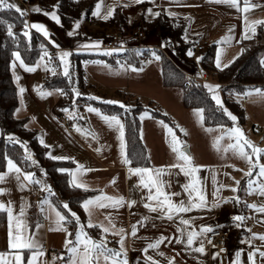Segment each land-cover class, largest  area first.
I'll return each mask as SVG.
<instances>
[{"label": "crops", "instance_id": "obj_1", "mask_svg": "<svg viewBox=\"0 0 264 264\" xmlns=\"http://www.w3.org/2000/svg\"><path fill=\"white\" fill-rule=\"evenodd\" d=\"M5 2L15 4L23 10V5L18 0H5ZM98 3L100 4L99 14L93 15V12L97 11L96 5ZM239 3L242 9L244 0H239ZM251 3L259 5V7L252 8L248 13H244L226 3H217L216 0H143V2L139 4L135 3L134 0H95L91 14L87 17L86 14L83 13L80 17L76 18L69 27H63L58 11L56 14L60 18L59 24L52 20L50 16L44 14L45 12H52L53 10L51 8L44 9L39 5H30V17L26 22L28 25L32 23H41L45 25L49 33L47 37L36 29H30L41 33L55 46L58 45L57 51L70 50L73 51L72 54H94L87 51L97 49L99 44L98 46H94V42L99 41L101 34L106 30L117 29L116 26H107L108 22L114 17L117 9H119L125 17V26L132 29L137 24H143L147 28V25L157 17L156 15L149 14L148 9L151 8L153 13L159 12L160 15L164 14L185 22L186 38L189 41L195 42L201 38H208L210 40L209 46H214L216 50L214 58L215 66L217 51H221L222 66L219 68L216 66V68L223 70L241 56L244 51L259 45L264 46V24L256 25L255 34L251 32L248 33L250 38L246 39L243 35L245 31V15L249 22L257 19L264 20V0H251ZM36 7H38L40 11L32 10ZM110 8L114 9L113 14L107 19H104L103 17ZM169 12H173L176 15L170 16L168 14ZM77 21H79L78 28L76 27ZM70 32L73 34L69 35ZM222 37L229 39L224 41L221 39ZM218 41L219 43H217ZM150 44L149 48H154L156 46L155 44L158 43L153 40ZM143 45L144 47H148V44L146 45L143 43ZM261 59H264V49L261 53ZM39 60L35 65H28L35 68V71L32 72L21 67L19 61H16V67L14 69L11 67L19 99V106L15 111V117L17 119H27L26 127L36 132L39 142L41 138L43 139L44 144L42 145L48 146L46 147L48 149V154L50 153L51 156L69 157V159L59 161H70L73 163L71 171L76 173V180L78 182L88 185V190L94 191V195L91 197L99 196L101 191H103V193L108 196H123L125 201H136L131 207L125 203L119 208L111 206L94 208L92 221L100 230V233H98L99 238H96L98 237L97 234L90 236L92 239L94 237L95 239L101 240L102 237H105L107 241L108 238L106 236H108L113 240V243L107 241V246L110 248L113 246L117 250L119 249V236L113 235L112 232L102 233V229L99 227L101 223L108 226V220L105 219V217H109L115 224L117 230L120 228L125 230L124 246L127 249L129 264H150V262L146 260V255L152 256L154 260L159 261V264H168V260L171 258H174V264H219L217 255L218 250L216 247L213 246L203 253L194 250L196 247H199L201 242L205 244V236L209 232L197 237L193 245L188 246L186 243L177 242L178 238L186 240L187 237L186 231L183 233L177 231L178 227L187 229V231L193 229L199 231L201 226L204 225L210 226L212 230L231 226L234 233L230 243L229 264H232L236 259L235 254L237 251H241L240 259L242 264H248L247 254L250 250L253 248L264 250V240L259 238L261 234H264V213L256 212L255 209L250 210V208L245 206L244 202L241 201L240 205L242 208H245V220L243 222L233 220L234 216L241 214L237 209L238 203L232 199V197L229 199L227 198V202L224 196V187H220V185H225L224 179L227 173L223 168L222 173L217 171L219 177L216 185L213 182L211 168L207 165L202 166L197 173L200 186L207 198L209 207L175 214L172 220H168L166 217L160 218L161 214L159 211L151 212L145 208L144 204L148 202V189H145L139 183V176L129 175V166L122 162L118 131L114 127H109L108 124L101 119L100 115L88 111V107L82 111L83 118L71 117L67 111L58 112L57 107H59L58 105L62 102L63 97L59 96L56 89H49L45 86V79L51 73V67H49V62H47V67L45 68L44 65L39 63ZM97 60L106 62L103 59L90 61ZM90 61H85L83 63L85 80V63ZM144 62L145 59L142 63ZM108 65L115 66L109 63ZM223 65L227 66L224 67ZM125 66V63H118L115 67L123 68ZM183 69L187 71V74H189L191 78L196 77L199 80L201 75L200 72L197 73L187 67H183ZM15 77H19V79L17 80ZM102 81L103 79L99 78L97 82ZM203 83L205 85H219L211 79H207ZM90 85L96 87L94 84ZM21 87L24 88L23 93L19 91ZM254 88L264 89V87H252L246 89L244 92ZM54 90L55 92H53ZM215 91L219 95L222 106L224 107V97H222L221 94L222 87L220 86L219 89ZM41 92L50 93V95L41 96ZM116 92L120 94V91L116 90ZM211 95H213V93H211ZM233 96L236 101L245 108L246 112L249 111L253 103H256V105L261 108V105H264V98L256 95H253L251 98L244 95L238 97L236 93ZM57 114H66L70 116L71 121L67 124L59 123L55 121L53 117ZM120 119L124 124L123 119L121 117ZM148 121L147 119L144 122L141 120L140 129L141 140L150 157V166L148 168H164L162 175V179L166 181L164 190L169 193H180L178 196L171 197L174 202L178 203L181 200L187 202L188 193L184 191L182 186L188 183L191 178L186 177L179 168L168 167L170 164L153 162L149 143L151 140L149 141L150 137L147 132L148 127L145 124V122ZM150 121H153L151 122V127H154L159 120L152 117ZM237 124L238 123L235 122V125ZM77 128H80L81 131H77ZM1 135L2 131L0 128V137ZM78 164L83 165V169L77 172ZM131 167L133 166L131 165ZM6 171L7 168L4 172ZM24 172L25 171L21 169L20 180L16 179V173H9L4 181L0 182V188L6 190L3 194H0V202L6 205L9 201L11 202L14 216L23 221L22 227L24 230L22 235L33 239L39 246L38 249L19 250L22 251L23 264H28V259L31 257L32 251L36 250L43 252L42 256L37 257L36 264H66L70 254L65 247V239H69L67 233L70 232V229L65 223L64 226L67 228V232L55 230L57 228L55 213L52 211L49 204L41 203V201L45 200L46 195L42 183L35 184L25 181L23 179ZM31 172L36 174L38 178L40 176V181L43 182L41 172H37L34 168ZM38 178L35 177L37 180ZM70 178L72 180L73 176L70 175ZM113 180H115L114 184L111 183ZM217 188L220 189L219 195L213 196V192H215ZM245 188L246 179L243 178L240 180L238 190V196L240 198L243 196V200L246 197ZM153 191L155 190L153 189ZM214 201L217 203L215 207H212ZM253 203L258 206L264 204V196H260L259 194L257 196L255 195V202ZM253 203L251 202V204ZM22 205L24 206V215L21 217L19 213ZM51 205L54 206L52 202ZM32 209L35 210L39 219V222L35 225L31 224L29 217V211ZM145 216L148 217L146 221L143 220ZM86 217L88 226L87 213ZM181 218L190 220L191 223L189 225H182ZM238 223L241 225L240 227H237ZM37 224L40 225L39 228L36 227ZM132 225H135L137 229L135 236L131 235ZM15 231L14 220L13 234H15ZM8 233L9 224L7 216V223L0 226V254H3V260L8 261L9 264H15L14 254L18 250L9 247ZM253 233L257 235L253 237ZM161 237H165L166 239L163 240L158 248L148 249L147 254L142 251L149 243ZM249 239L251 240V244L247 243ZM44 245L48 246V250L43 249ZM160 252H163L164 255L160 256ZM57 254H59V256H57ZM100 264H104L102 258ZM256 264H262L258 253L256 256Z\"/></svg>", "mask_w": 264, "mask_h": 264}, {"label": "trees", "instance_id": "obj_2", "mask_svg": "<svg viewBox=\"0 0 264 264\" xmlns=\"http://www.w3.org/2000/svg\"><path fill=\"white\" fill-rule=\"evenodd\" d=\"M30 5H39L44 9H50L54 5L57 7L63 27H69L71 23L83 13L88 17L94 7L95 0H28ZM23 15L24 11L22 10ZM21 12L15 8H0V128L2 135L0 137V172L6 170V159L8 157L25 172L33 170L32 162L26 159L25 148L29 147L44 168L47 179L58 191L59 196H52L51 202L66 216L69 221L65 222L72 234L70 240L75 242V233L78 225L71 218L67 209L63 208L62 199L65 200L72 211L80 217L81 223L86 227L89 236L98 235L99 229L87 226V217L81 207V202L94 195V191L72 186L69 172H60L58 169L65 168L71 170L73 163L70 161H59L51 159L48 155V149L42 145L35 131L26 127L27 119H17L15 111L19 106L17 88L12 75L13 52H19L24 63L35 65L44 52L50 53L49 64L52 72L45 79V86L49 89L62 90L63 100L60 103L62 107H76L83 111L86 107H93L106 115H118L124 121L126 152L128 158L132 161L133 167H149L150 157L148 151L141 140L140 116L144 110L149 109L153 118L163 121H169V118L154 107L152 102L146 107L139 99H128L125 101V107L118 104L105 103L103 100L90 99L92 90L96 89L93 85L86 83L83 63L85 61L103 59L109 64L115 65L125 63L140 67L142 61L146 59L152 50L160 59L161 82L165 88L178 89L182 94V105L185 109L194 110L204 109V125L207 127L232 126L233 121L224 113L226 108L238 119L236 123H246V110L234 98V94L242 93L248 88L264 87V65L260 63L263 45L256 46L250 50L244 51L234 62L223 70L217 69L214 64L215 47L209 46L205 51L196 53L194 50L195 42L186 38V24L167 15H158L146 28V38L143 43L148 47L132 48L123 54H90L73 53L72 67L69 70V76L61 72V61L58 56V47L41 33L32 29L25 28L27 23ZM28 24V23H27ZM12 26L13 35L8 34V27ZM126 20L122 12L117 9L114 17L108 22L107 26H116V30L129 32ZM29 31L30 36L23 35ZM155 40L160 49L149 48L150 42ZM176 42V44H175ZM61 45V44H60ZM156 45V44H155ZM163 49V50H162ZM170 49L175 61L164 52ZM188 50L192 51L189 56ZM197 57L200 59L197 60ZM182 64H181V63ZM187 67L192 71L198 68L208 74V79L215 81L224 91V107L217 105L212 99V95L205 87V84L196 77L189 78ZM189 83V86L187 85ZM75 88L80 95L73 92ZM229 94L230 97L227 96ZM9 136H16L20 143L15 140H9ZM31 224L39 222L35 210L29 211ZM7 223L6 211H0V226ZM99 238V235L98 237ZM113 243V240H108ZM111 248H115L111 246ZM116 249V248H115Z\"/></svg>", "mask_w": 264, "mask_h": 264}, {"label": "snow or ice", "instance_id": "obj_3", "mask_svg": "<svg viewBox=\"0 0 264 264\" xmlns=\"http://www.w3.org/2000/svg\"><path fill=\"white\" fill-rule=\"evenodd\" d=\"M135 3L139 4L142 3L143 0H134ZM217 3H226L230 5L231 7L236 8L237 10L243 11L244 13H248L250 9L259 7V5L251 3V0H244L243 8L241 9L239 0H216ZM127 6V5H125ZM0 7L3 8H15L18 12H21L23 15L22 10L15 4H9L6 3L5 0H0ZM57 7L56 5L53 6L55 9ZM97 11L93 12V15H98L99 14V8L100 4L98 3L96 5ZM33 11H40L38 7L33 8ZM112 8H110L107 12V14L103 17L104 19H107L109 16L113 14ZM149 14L152 15H160L159 12L153 13V10L151 8L148 9ZM47 16H50L52 20H54L56 23H60V18L56 14L55 10L52 12H45L44 13ZM170 16L176 15L173 12L168 13ZM245 31H244V38H250L248 36V33L251 32L255 34L256 32V25L264 24V20L257 19L253 21H248L247 16L245 15ZM32 28L36 29L37 31L43 33L45 37L49 35L48 30L46 29L45 25L41 23H32L31 25H28L27 23L25 24V28ZM76 27H79V21L76 22ZM8 34L11 36L13 35L12 33V26L9 25L8 27ZM73 33L70 32L69 35H72ZM24 36L28 37L30 36L29 31H25L23 33ZM224 41H227L229 38L222 37L221 38ZM219 43V41L217 42ZM99 41L94 42V46H98ZM57 47H59L57 45ZM189 56L192 55V51L188 50L187 53ZM14 57V61L12 63L13 69L16 67V61H19V64L21 67L25 68L27 71L32 72L35 71L34 67L28 66L24 63L23 59L20 56L19 52H13L12 53ZM47 55V53H45ZM71 55V52L69 51H61L59 53L60 59L64 64V75L69 76V61L68 57ZM155 58L157 60L160 59L158 55L153 53ZM200 58L197 57V60ZM262 65H264V59L260 61ZM216 66L219 68L221 67V51H217V56H216ZM226 67L227 65H223ZM131 67V66H129ZM135 71H142V69H133ZM17 80L19 77H15ZM205 87L209 90L210 93H213L212 99L216 101L217 105L222 107V101L219 97V95L216 93V89H219V85H210L206 84ZM20 93L24 92V88L19 89ZM60 91L61 94L63 95L64 93L62 90H57ZM73 92L77 96L80 95V93L73 88ZM41 96L45 95H50V93H45L41 92ZM240 95L248 96L251 98L253 95L259 96L261 98H264V89L261 88H254L251 89L247 92L244 93H237V96L239 97ZM90 99H100L99 97H90ZM21 103L23 104V101L21 100ZM105 103L109 104H115L119 103L118 101H105ZM121 107H125L124 105H121ZM125 110L127 111V107H125ZM19 111V110H17ZM67 111V109H65ZM88 111L90 112H95L98 115H100L101 119L108 124L109 127H114L118 133H119V140H120V151H121V157H122V162L125 165H128V173L129 175H137L140 177L139 183L145 188L148 189V195H147V201L144 204V207L147 208L151 212H157L159 211L161 214V217H166L168 220H172L173 216L178 213H186L189 211H192L193 209H201V208H207L209 207L207 203V198L203 192L202 187L200 186V180L197 176V173L199 169L202 167L201 165H196L193 163V158L187 154L185 151H183L181 142L178 140L176 137L175 133L173 132L172 128H169L167 125H164L166 128L168 134L171 136V141H170V147L172 148V151L176 153L177 156V161L178 163L169 165L168 167L170 168H179L181 172L184 173L186 177H190L191 179L189 180L188 183L184 184L182 187L185 192L188 193V198L187 202L184 200L177 202H174L171 197L173 196H178L180 193H169L165 191V184L166 181L162 179V175L164 172V168H148V167H131L132 161L128 158L127 152H126V141H125V125L121 121L120 117L118 115H105L100 113V110L97 108H93L91 106L88 107ZM224 113L230 118L231 121H233V126L229 129H227L226 132L223 133V135L228 136L230 142L227 147L224 149L225 151H228L231 149L237 156L240 158L244 159L247 164H248V169L244 173L245 176L248 177L247 180V187L245 188V191L248 194L252 193H258L260 196H264V163H261V156L264 154V147H259L255 145L251 140L246 138L244 131L235 125V122L237 121V117L233 115L230 111H228L226 108L223 109ZM195 115L198 118V121L203 123L204 121V109L202 108H197L194 110ZM149 114L147 112L141 114V119H143L145 116H148ZM163 124V122L161 121ZM219 127L223 128V125H220ZM77 131H81L80 128L76 129ZM208 131H211V129H208ZM223 135L219 136L216 138L214 141V146L219 145L220 141L223 139ZM95 138V137H94ZM14 138L9 136V140H13ZM16 143H20L19 140H15ZM41 144H44L43 139L41 138L40 140ZM45 147H48L45 145ZM25 152L27 153L26 159L32 160V163L35 164L36 161L32 159V154L28 152L27 148H25ZM51 159L54 160H65L69 159V157L66 156H51V154H48ZM255 157V159H254ZM6 159V167L7 171L6 172H0V182L4 181L5 177L9 173H16V179L20 180V173L21 169L20 167L16 164L15 161L12 159L5 157ZM83 169V165H77V172ZM254 169H258V171L255 173L256 178L253 179V172ZM60 172H69L70 175L73 176V179L69 181V183L76 187V188H81L84 189L85 191L88 190V185L84 183H80L76 180V173L65 168H60L58 169ZM243 171V169H241ZM23 179L25 181H28L30 183H35V184H41L42 182L40 180L35 179V174L33 172H24L23 173ZM111 183H115V180L111 181ZM240 185V181L236 180L235 181V186H230V185H220L221 188L223 187H230L231 191L233 193H236L238 191V186ZM153 189L155 191H153ZM43 190L49 191L51 194L50 186L48 185H43ZM219 188L216 189L215 192H213V196H218L219 195ZM6 190L4 188H0V194H3ZM195 196V199H194ZM227 199V198H225ZM237 203L240 202V197L234 196L232 197ZM42 204H49L51 207L52 211L55 213L56 217V225L57 228L55 230H61L67 232V228L64 226L65 222L69 221V216H66L64 213L61 211L57 210L55 206L51 205V201L45 199L44 201H41ZM125 203L129 207L134 205L136 203L135 200H128L125 201V198L123 196L119 197H114V196H108L103 191H101V194L99 196L91 197L88 199H84L81 202V207L82 209L87 213L88 216V227H94L96 225L93 224L92 221V216H93V209L94 208H105L108 206L111 207H122ZM217 202H213L212 207L216 206ZM250 209H255L256 212L259 213H264V204L262 205H256V204H248L247 205ZM63 208L67 209L68 212L70 213V216L72 219L75 220V223L79 226L76 233H75V242L70 239H65V247L67 248V252L70 254L69 258L66 262V264H100L101 258L104 262V264H129L128 259H127V249L124 246V229H116L115 224L112 222V220L109 217H105V219L108 220V226H105L103 223L99 224V227L102 229V233H109L112 232L113 235L119 236V244L120 247L119 249L115 248H110L107 246V241L105 237H102L101 240H93L88 234L84 231V225L81 223L80 217L77 215L76 212L72 211L69 207V204L67 202H63ZM43 210V209H42ZM0 211H6L7 216H8V224H9V240L8 244L9 247L12 249H17L18 251L15 252L14 254V260L15 264H23V255L22 251L23 249H38L39 246L37 243L28 237H25L22 235L23 232V221L18 219L17 217L14 216L13 213V208L11 207V202L6 205L3 202H0ZM19 215L22 217L24 215V206H21L20 213ZM15 220V234H13V221ZM143 220H148V217H143ZM234 221L238 222H243L245 220L244 216L237 215L233 217ZM191 223L190 220L183 219L181 218V224L182 225H189ZM241 225L238 223L237 227H240ZM37 228L40 227L39 224L36 225ZM132 231L131 235L135 236L137 229L135 225H132ZM177 231L180 232H187V237L186 240H181L180 238L177 239L178 243H186L188 246H192L194 241L197 239V237L211 232L212 228L210 226L204 225L201 226L199 231H196L195 229L191 231H187V229H181L177 228ZM69 236L72 234L69 232L67 233ZM253 237H255L257 234L253 233ZM261 240H264V234H261L259 236ZM166 239L165 237H161L159 239H156L154 242L149 243L146 248H144L142 251L147 254L148 249H156L160 246V244L163 242V240ZM247 243L251 244V240L249 239ZM196 252L203 253L205 252V247L203 242L199 244V247H196L194 249ZM257 253L259 257L261 258L262 264H264V250H260L259 248H253L250 250L247 254V259H248V264H256V256ZM43 252L36 250L32 251L31 257L28 259V264H36V259L39 256H42ZM160 256H163L164 253L160 252ZM218 255V254H217ZM236 259L232 262V264H242L241 261V251L236 252ZM146 260L150 262V264H159V261H156L153 259L152 256L146 255ZM0 264H9L8 261L3 260V254H0ZM168 264H174V258H171L168 260Z\"/></svg>", "mask_w": 264, "mask_h": 264}, {"label": "rangeland", "instance_id": "obj_4", "mask_svg": "<svg viewBox=\"0 0 264 264\" xmlns=\"http://www.w3.org/2000/svg\"><path fill=\"white\" fill-rule=\"evenodd\" d=\"M51 9L57 12L56 7L55 9ZM158 45L159 44H156L155 49H160L161 46L158 47ZM62 51H69L71 52V55L73 52L70 50ZM60 52L61 50H58V54ZM87 52H91L94 54H106V52L103 51L99 46L97 47V49L89 50ZM164 52H166L168 56L179 63L170 49H165ZM45 53H47V55H45ZM116 53L118 54L120 53V51ZM153 53L154 50H152L150 55L145 59V62L142 63L140 67L126 65L123 68H119L110 66L108 65V63L100 62L99 60L86 62V83L94 84L96 86V89L92 90L90 96L99 97L100 99L98 100L103 101H118L119 103H115L118 105H125V101L128 99H139L146 107H149V103L152 102L156 109H158L169 118V121L159 120L158 123H156L157 125L151 127V122L153 121H150L152 119L150 110L146 109L143 111V113L147 112L149 114L148 116H145L143 119H141L140 116L142 122H144L146 119L149 120V123L145 122V124L148 127L147 132L150 137L149 141L151 140L149 143L153 162L165 163L170 165H172L173 163H178L176 153H174L172 151V148L170 147L171 136L168 134L166 128L164 127V125H167L169 128H172L176 137L181 142L183 151H185L193 158L194 164L201 166L207 165L211 168L213 182L215 183V185L219 177L218 172L222 173L223 168L227 172L224 179L225 185L235 186L236 180L240 181L241 179L245 178L247 187L248 177L244 174L248 169L247 162L237 156L231 149H229L228 151L224 150L232 141H229L228 136L223 135V133L232 126H223V128L207 127L204 125V121L203 123L199 122L197 116L194 113L195 109L188 110L183 107L181 91L178 89H168L162 85L160 62L155 58ZM71 55L68 57L69 70L72 67L70 60ZM49 59L50 53L44 52L40 57L39 63L44 65V67L46 68ZM181 64L180 66H182ZM49 67L51 66L49 65ZM133 69H142V71H135ZM50 71L52 72V68H50ZM61 72L64 73V64L62 61ZM196 72L199 73L200 69L198 68ZM99 78L103 79L104 82H97ZM116 90L120 91V94L117 93ZM53 92H55V90ZM58 93L59 96H63L60 91H58ZM221 94L222 97H225L224 91H221ZM227 96L230 97L229 94H227ZM58 106V112L65 111V109H67V112L71 117L83 118L82 111L78 110L77 108L78 103H74V106L76 107L72 109L70 107H62L60 105ZM261 106L262 108L258 107L256 103H253L250 106L249 111L246 112V123L243 125L237 124L236 126L240 127L244 131L246 138L251 140L255 145L264 147V105ZM161 121L163 122V124L161 123ZM208 129H211V131H208ZM222 135L223 139L220 141L218 147L214 146V141L216 140V138ZM11 137L14 138L13 140H18L16 136ZM26 148L28 152L32 154V159L36 161L35 164L32 163L33 168L37 172H41L43 181L42 185L46 184L50 186L51 194L49 193V191H46L45 199L51 201L52 196H59L58 191L47 179L44 168L40 166L31 149L29 147ZM30 161L32 162V160ZM261 163H264V154H262L261 156ZM241 169H243V171H241ZM257 171L258 169H254L253 179L256 178L255 173ZM35 177L38 178L36 174ZM38 180H40V176ZM224 190V196L228 199L230 197L238 195V191L236 193H233L230 187H224ZM245 193L246 197L243 200L242 196L237 206V209L240 211L241 216L245 215V208H242V206L240 205L241 201H243L245 206H247L248 204H251V202H255V195H258V193L255 192L252 194H248L245 191ZM63 202L66 201L62 199V203ZM84 231L87 233L85 226ZM93 240L98 239H95L93 237ZM204 247L206 251L209 250L207 248L206 242L204 244Z\"/></svg>", "mask_w": 264, "mask_h": 264}, {"label": "built area", "instance_id": "obj_5", "mask_svg": "<svg viewBox=\"0 0 264 264\" xmlns=\"http://www.w3.org/2000/svg\"><path fill=\"white\" fill-rule=\"evenodd\" d=\"M23 5L24 19L29 20L30 17V3L28 0H18ZM146 38V26L143 24H137L129 32H121L115 29L104 31L99 39V46L105 52H118L123 54L128 52L132 48H143V42ZM210 45V40L208 38H201L195 41L194 50L196 53L205 51ZM122 64V63H121ZM201 82H205L208 79V74L205 71L200 70ZM189 78L191 76L187 74ZM189 86V83L187 84ZM55 121L63 124H67L71 121L70 116L66 114H57L54 117ZM264 138V134H263ZM233 229L231 226H226L221 229H215L209 232L205 236V242L207 248L215 246L218 250V260L219 264H229V251L230 243L233 236ZM109 240L108 236H106ZM44 250H48V246H43ZM59 256V254H57Z\"/></svg>", "mask_w": 264, "mask_h": 264}]
</instances>
